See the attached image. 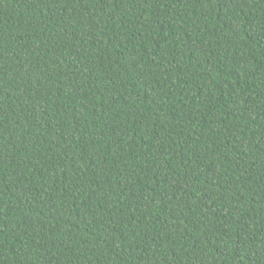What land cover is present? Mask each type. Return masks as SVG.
I'll list each match as a JSON object with an SVG mask.
<instances>
[{
  "label": "trees",
  "instance_id": "obj_1",
  "mask_svg": "<svg viewBox=\"0 0 264 264\" xmlns=\"http://www.w3.org/2000/svg\"><path fill=\"white\" fill-rule=\"evenodd\" d=\"M0 264H264V0H0Z\"/></svg>",
  "mask_w": 264,
  "mask_h": 264
}]
</instances>
